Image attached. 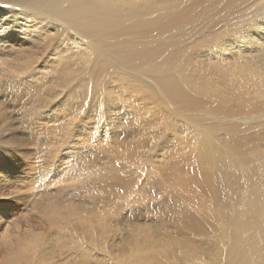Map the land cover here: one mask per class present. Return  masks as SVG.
Wrapping results in <instances>:
<instances>
[{"label": "rangeland", "instance_id": "obj_1", "mask_svg": "<svg viewBox=\"0 0 264 264\" xmlns=\"http://www.w3.org/2000/svg\"><path fill=\"white\" fill-rule=\"evenodd\" d=\"M45 29L21 38L23 45L0 43V264H193L184 254L222 264L217 244L203 236L209 221L176 211L174 200L186 201L169 186L177 174L198 190L190 135L176 142L173 126L162 124L168 112H158L155 101L139 99L137 108L127 101L129 109L108 94L86 95L92 57L63 51L52 40L58 34Z\"/></svg>", "mask_w": 264, "mask_h": 264}, {"label": "bare ground", "instance_id": "obj_2", "mask_svg": "<svg viewBox=\"0 0 264 264\" xmlns=\"http://www.w3.org/2000/svg\"><path fill=\"white\" fill-rule=\"evenodd\" d=\"M0 19L2 44L14 38L22 44L21 38L47 27L63 51L91 56L86 95L108 94L127 108V101L134 108L139 99L155 101L158 112H168L162 124L173 126L176 142L190 135L201 172L193 187L198 190L190 188L194 182H179L177 172L169 177L172 195L186 201L174 200L176 211L209 221L203 236L217 244L218 262L264 264V0H0ZM21 246H14L18 255ZM183 258L206 264L191 254Z\"/></svg>", "mask_w": 264, "mask_h": 264}]
</instances>
